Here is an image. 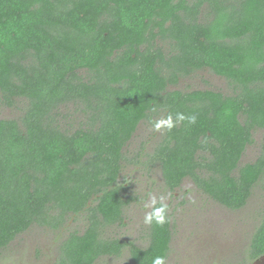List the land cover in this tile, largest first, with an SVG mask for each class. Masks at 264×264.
I'll return each mask as SVG.
<instances>
[{
	"label": "trees",
	"instance_id": "1",
	"mask_svg": "<svg viewBox=\"0 0 264 264\" xmlns=\"http://www.w3.org/2000/svg\"><path fill=\"white\" fill-rule=\"evenodd\" d=\"M202 70L232 92L176 87ZM177 112L196 122L152 133L154 148L127 160L141 123ZM260 130L264 0H0V255L30 225L79 215L89 224L63 240L57 264L119 253L97 224L120 220L138 198L126 162L152 185L189 176L239 210L264 182V131L261 153L241 162ZM169 222L151 224L145 248L131 245L132 264L167 257ZM252 238L242 264L264 254V218Z\"/></svg>",
	"mask_w": 264,
	"mask_h": 264
},
{
	"label": "rangeland",
	"instance_id": "2",
	"mask_svg": "<svg viewBox=\"0 0 264 264\" xmlns=\"http://www.w3.org/2000/svg\"><path fill=\"white\" fill-rule=\"evenodd\" d=\"M180 89H203V88H216L225 91L227 83L224 78L211 73L208 70L197 71L193 76H187L180 80L176 86ZM13 111L6 109L3 115L9 117L13 116ZM158 131H154L152 126L141 123L137 131L131 139V143L126 145L127 160L133 159L135 154L140 148L145 151H150L154 148L158 141L156 139L150 142L152 133L157 136ZM263 135L261 132H256L254 135L253 144L247 146L241 162H251L261 153L260 143L262 142ZM159 139V138H158ZM142 140V141H141ZM142 142V143H139ZM143 146V147H139ZM145 159V157H142ZM129 168L123 170L122 174L137 175L136 180L139 182L138 191L146 190L149 182L147 175H143V171L139 170L140 165H133L126 162ZM191 182L186 180L184 186L189 187V195L186 206L182 205L180 208L175 209L172 228V239L170 242L171 251L166 264H242L245 260L247 263L249 251H245V245H242L244 240L249 237L245 234L252 236L254 231L251 227L253 224H258L264 218V182L261 180L254 187L252 194L248 198V206L241 210H229L211 200H206L205 197H195L194 190L190 188ZM138 192V193H139ZM155 192V190H154ZM143 197V196H142ZM146 197V195H145ZM143 199V198H142ZM146 199V198H145ZM151 202L144 201L141 206H134L128 209L127 219H125L123 226L118 228L115 233L117 224L105 227V232L119 238L138 239L144 234L145 226L144 216L147 207ZM147 205V206H146ZM142 208V211L140 210ZM127 210V209H125ZM86 223L85 219H67L66 228H77L81 232ZM140 232V235L137 232ZM57 229L49 230L45 226H32L28 232L20 235L14 246L18 249L19 246L33 244L38 251H41V262L39 264H48L54 255V249L57 244L56 238L60 234H56ZM244 236L242 239L237 235ZM211 240L215 246L207 247L204 241ZM137 242V240L135 241ZM139 245L143 244V240L138 239ZM23 244V245H22ZM27 251V250H26ZM9 250H5L4 254L7 256ZM11 255V254H10ZM0 259L3 264L7 260ZM17 257V256H16ZM102 259L103 262H110V264L129 262L128 253H124L121 258ZM251 261H249L250 263ZM248 263V264H249Z\"/></svg>",
	"mask_w": 264,
	"mask_h": 264
},
{
	"label": "flooded vegetation",
	"instance_id": "3",
	"mask_svg": "<svg viewBox=\"0 0 264 264\" xmlns=\"http://www.w3.org/2000/svg\"><path fill=\"white\" fill-rule=\"evenodd\" d=\"M203 89H205V88H203ZM216 90H218V89H216ZM226 91L230 92V93L232 92V90H229L228 87H226L225 91H222V92L227 93ZM263 131L264 130H260L262 135H263ZM257 132H259V131H257ZM255 133L256 132H254L253 134L255 135ZM242 156H244V154ZM242 156H241V158H242ZM186 180L191 182L190 188L192 190H194V196L195 197H199V198L200 197H202V198L205 197V199L207 201L211 200V201H213V202H215V203H217V204H219V205H221V206L226 208V206L222 205L217 200L212 199L208 194H206L202 190L201 186L198 183H196L193 178H191L189 176L182 177V179H181V181H180V183L178 185L172 186V188H169V187H166V185L161 182L160 175H159L157 183H155L154 185L148 184L147 187H146V190H144L142 192H139L137 194L138 198H136L135 201H131L130 202V204L127 206V210H125L126 208L123 209L122 218L120 220H118V219L117 220H111L108 223L105 220H103L102 216H100L98 218L99 221H98L97 227L101 229V231L99 233V236L101 238H108L109 240L117 239L116 241L120 242V245L122 246V249H121V251L119 253L105 254V255H102V256H98L96 259H94L93 264H110V262H104V261L102 262L101 260L102 259L108 260V257H112L110 259L121 258L124 255V253L125 254L128 253V258L130 260L129 262H127V261L124 262V264H132L133 263L132 259H131V256H130V253H129V250L131 249V245L138 246V247H141V248H143V247L145 248L149 244L151 225L146 224L145 230H144V234L146 235L145 237H143V236L138 237V239H140L141 241L143 240V244L142 245H139L140 243L138 242V239L119 238V237L115 236V234L111 235L113 237H109V234H107L105 232V227L106 226H111L113 224H117L116 229H115V233H117L118 232L117 231L118 228L120 226H123V223H124L125 219H127L128 209L129 208L130 209L133 208L132 205H134V206L138 205V206L142 207V205H140L141 203H143L144 201L151 202V199L153 197H155L157 199V203L158 202L159 203L162 202V203H164V204H166L168 206L167 216H168V219L170 220L169 223L171 224L169 230H170V235H171V239H172L173 219H176L175 216H174V211H175V209L180 208L182 205L186 206L188 198H189V195H187L189 187L184 186V182ZM154 190H155V192H154ZM169 194H171V195H169ZM251 194H252V192H251ZM145 195H146V197H145ZM161 196L164 197L163 201L160 200ZM247 203H248V201H247ZM247 203H246V205L243 208H241L239 210L242 211V209H245V207L248 206ZM140 210L142 211V208H140ZM145 210H146V213L147 212H151L152 211L151 204L147 207V209L145 208ZM65 219H86V217L85 216L83 217V215H79L77 217L68 216V217H65ZM260 219H263V215H262V217ZM262 222H263V220L260 221L258 224H253V226L251 227L252 228L251 230L252 231L255 230L254 234H255L257 228L261 225ZM88 224H89V220L86 219V223L84 224L85 226L81 230V233L86 229ZM36 225H38V224L34 223V224L30 225L26 230L14 234L13 238L10 239V241L8 242L6 247L1 251L0 259L3 258V255L5 256L4 257L5 260H7V258H9V260H7L3 264H39L41 262V257L40 256H41L42 253H41V251H38L33 244L27 245L25 243L24 245L22 244L23 246H19L18 249L14 246V243L18 240L20 235H22L25 232H28V230L32 226H36ZM39 226H43V225H39ZM45 227L47 229H49V230L57 229V233L56 234H60V235L57 236V238L55 240V242H57V244H56L55 249H54V255L52 256V258L50 259V261L48 263V264H57L58 262L61 261V259L63 257H65L64 250L61 249V244H62L63 240L66 237H68L72 232H74V231L75 232H79V229H77V228L71 229L70 227L65 229L66 228V223H64L63 227H58V228H51V227H48V226H45ZM137 233L140 235L139 231ZM237 236L240 237L241 239H242V237H244V236L241 235V233L238 234ZM245 236H248L249 239L248 240H244L242 245H245V251L247 252V250H250V246H251V242H252L253 238L251 237L252 236L251 232H250V235L245 234ZM244 239H246V238L244 237ZM136 240H137V242H135ZM170 242H171V240H170ZM204 242H205L207 247H212L213 248L215 246V244H213L214 242H212L211 240L204 241ZM169 248H170V251H171L170 243H169ZM5 250H9L10 251V253L7 256L4 254ZM170 251H169L167 257L165 258V264H166V261H167V259L169 257ZM253 261H251L249 264H251ZM116 264H121V263H116Z\"/></svg>",
	"mask_w": 264,
	"mask_h": 264
},
{
	"label": "clouds",
	"instance_id": "4",
	"mask_svg": "<svg viewBox=\"0 0 264 264\" xmlns=\"http://www.w3.org/2000/svg\"><path fill=\"white\" fill-rule=\"evenodd\" d=\"M151 111L155 112L156 109L153 107ZM187 120L189 124H194L196 122V116L195 115H189L186 116L183 113L177 112L175 114V119H173L172 114H168L166 117H162L157 120H149V123L152 125V128L154 131H160L162 129H167L171 130L175 125L179 122H183ZM171 195V194H169ZM160 200L163 201L164 197L161 196ZM157 205V199L153 197L151 199V206H152V211L147 212L144 216V223L145 224H153L155 223L156 225H163L167 222V210L168 206L164 203H160V206ZM147 206V205H146ZM152 264H165V257L164 256H156L154 257Z\"/></svg>",
	"mask_w": 264,
	"mask_h": 264
},
{
	"label": "water",
	"instance_id": "5",
	"mask_svg": "<svg viewBox=\"0 0 264 264\" xmlns=\"http://www.w3.org/2000/svg\"><path fill=\"white\" fill-rule=\"evenodd\" d=\"M251 264H264V254L256 258Z\"/></svg>",
	"mask_w": 264,
	"mask_h": 264
}]
</instances>
